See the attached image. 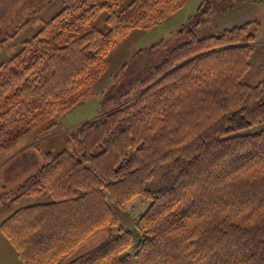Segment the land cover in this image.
<instances>
[{"label": "trees", "instance_id": "trees-1", "mask_svg": "<svg viewBox=\"0 0 264 264\" xmlns=\"http://www.w3.org/2000/svg\"><path fill=\"white\" fill-rule=\"evenodd\" d=\"M119 1L66 7L0 64V149L9 126L55 128L94 93L134 28L160 26L187 2L134 0L120 14ZM218 3L200 4L185 42L133 54L105 96L119 105L79 125L68 148L40 152L41 166L0 199L21 205L0 229L25 264H264V128L254 130L264 124L260 22L199 37ZM102 12L107 30L88 28ZM19 29L0 31V47ZM142 55L151 65L127 81ZM138 197L150 204L132 230L121 215Z\"/></svg>", "mask_w": 264, "mask_h": 264}, {"label": "rangeland", "instance_id": "rangeland-1", "mask_svg": "<svg viewBox=\"0 0 264 264\" xmlns=\"http://www.w3.org/2000/svg\"><path fill=\"white\" fill-rule=\"evenodd\" d=\"M83 0H0V31L8 33L15 32L20 28L18 34L9 42L0 47V64L10 60L22 47L24 42L32 39L54 16L66 7H70ZM134 0H120L116 11L120 14ZM205 0H187L183 7L173 14L160 26L152 28H134L130 34L123 39L120 44L112 50L108 56L109 66L101 79L97 82L93 94L77 102L64 114L59 116L55 128L48 130L47 124L34 126L32 128L23 127L21 123L9 126L5 133L7 137L3 139L4 146L0 149V199L5 195H10L18 183L34 173L43 163L41 153L43 151L58 153L68 148L69 134L81 124L104 115L106 112L116 108L117 102H107L105 96L112 90L116 83L115 77L122 65L128 61L133 54L143 50L160 40L171 41V46L181 44L187 40V35L182 33L186 22L193 16L201 3ZM236 0H219L220 6L216 8L203 25L197 30L199 37L220 34L223 30L239 26L247 20V16L252 13L233 6ZM236 3V2H235ZM234 3V5H235ZM232 4V6H231ZM239 4L238 6L243 5ZM230 7L225 14L222 9ZM237 5V4H236ZM227 20L222 21L225 16ZM250 17V16H249ZM107 12H102L95 20L89 24L88 28H98L106 31L108 26L106 22ZM86 28V30L88 29ZM174 34V36H172ZM255 58L257 64L264 63V48L259 44ZM153 61L152 56L142 55L137 58L129 72L130 77L127 81L136 78L142 74ZM126 81H124L125 83ZM136 93V91H135ZM134 92L131 95L135 94ZM55 120V118H54ZM53 121V120H51ZM264 128L261 124L254 128L260 130ZM47 130V131H46ZM41 152V153H40ZM21 156V157H20ZM46 196L31 199L25 204L36 201H44ZM150 202L142 198H134L125 205L122 210V218L128 220L126 226L134 230L133 223L148 208ZM9 206V208H4ZM21 206V205H19ZM11 202L0 205V213L4 216L10 214L18 208ZM1 230V229H0ZM2 232V231H1ZM3 234V233H2ZM106 233L101 231L95 234L87 243H84L78 251L72 253L68 259H71L85 250L94 246L105 237ZM5 241V240H4ZM5 243L7 250L1 249L3 244L0 242V264H21L9 248V242Z\"/></svg>", "mask_w": 264, "mask_h": 264}, {"label": "crops", "instance_id": "crops-1", "mask_svg": "<svg viewBox=\"0 0 264 264\" xmlns=\"http://www.w3.org/2000/svg\"><path fill=\"white\" fill-rule=\"evenodd\" d=\"M237 9L238 11L240 12L241 9H243L244 11L247 10L252 13H250L248 16H247V20L242 23V24H245V23H248V22H253V21H259L260 22V27L258 29V32L256 34L257 36V43L260 44L261 46H264V0H260L259 2H254V3H246V4H243L241 6H238L237 5ZM250 16V17H249ZM229 16H225V18L222 19V21L224 20H227ZM241 24V25H242ZM236 27V26H235ZM21 157V156H20ZM40 167V166H39ZM38 167V168H39ZM37 168V169H38ZM2 204H5V203H0V205ZM4 208H9V206H4ZM0 211H2L0 209ZM12 213V209L10 210V214ZM8 214V216L10 215ZM8 216H4L2 213H0V225L1 223L8 217ZM6 242H9V244L11 245L9 248H11V250L13 251L14 253V256L16 257L17 260H19L21 262V264H25L17 255L16 253V250L15 248L13 247V245L10 243V241L2 234L1 230H0V242L3 244V246L1 247V249L3 250H7V245L5 243Z\"/></svg>", "mask_w": 264, "mask_h": 264}]
</instances>
